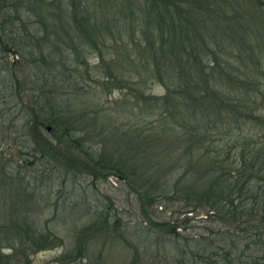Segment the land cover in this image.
Returning a JSON list of instances; mask_svg holds the SVG:
<instances>
[{"label": "trees", "instance_id": "16d2710c", "mask_svg": "<svg viewBox=\"0 0 264 264\" xmlns=\"http://www.w3.org/2000/svg\"><path fill=\"white\" fill-rule=\"evenodd\" d=\"M0 17V51L11 42L18 48L11 56H25V86L31 99L35 92L40 97L24 125L34 138L35 162L50 163L52 153L64 172L79 167L93 179L121 178L136 194L144 222L162 235L174 237L176 227L151 219L148 209L157 205L182 204L227 227L222 244L202 239L175 247L169 264H186V257L264 264V0H0ZM18 31L20 37H9ZM104 47L116 56L107 61L99 53ZM87 49L105 64L104 81L130 89L138 110L130 117L138 126L106 132L114 147L99 154L75 138L88 114L71 110L68 97L80 95L90 78ZM153 84L164 93L146 94ZM0 167V184L34 194ZM13 211L0 223V264L22 258L30 264L31 254L61 245L34 219H14ZM106 218L79 231L77 256L108 230Z\"/></svg>", "mask_w": 264, "mask_h": 264}, {"label": "rangeland", "instance_id": "374dc122", "mask_svg": "<svg viewBox=\"0 0 264 264\" xmlns=\"http://www.w3.org/2000/svg\"><path fill=\"white\" fill-rule=\"evenodd\" d=\"M20 15L25 21L23 6ZM12 27L19 29L23 25L16 23ZM21 35L18 31L9 34V37L18 38ZM10 43L6 52L0 51V165L5 172L22 178L25 187L35 188V192L30 194L29 189L24 188L21 192L11 182L0 184V223L7 221L14 210V219L20 216L32 218L40 223L42 230L54 233L61 241L57 247L31 254L30 264H169L173 257L170 251L175 247L180 246L184 250L183 247L192 245L191 242L202 239L219 242L218 238L227 231V227L208 222L198 211L189 214L182 204L157 205L148 209L151 219L157 224L169 222L170 226L176 227L174 237H168L159 233L157 227L152 228L144 222L136 194L127 188L121 178L93 179L82 173L79 167L64 172L63 166L55 164L59 162V157L52 158V153H49L51 159L48 157L50 163L35 162L29 155L35 147L34 138L27 133L24 125L25 119L31 117L32 102L39 101L40 97L35 92L34 98H30L28 86H25V56L12 57L8 51H18V48ZM117 50L124 62L121 50ZM89 51L84 52V58L90 78L81 82L83 91L80 95L68 97L73 98L69 101L71 110L77 114H88L83 128L81 126L79 132H75V138H85V145L99 154L103 148L109 152L114 147V143L110 146L106 144V132H112L116 127H128L126 124L138 126L134 117L130 120L138 110L130 89L115 81L109 84L104 81L105 64L102 65L96 58L98 52ZM99 53L107 61L116 56L108 47L100 49ZM12 70L15 78L11 77ZM114 73L117 75L116 71ZM131 75L135 78L134 74ZM145 93L162 95L164 90L153 84L145 88ZM43 133L44 139L53 140L51 134L45 130ZM33 162L35 164L30 165ZM101 216L107 217L109 231L103 230L99 237L94 236L86 244L84 254L77 256L75 237L84 226ZM231 234L236 235V232ZM225 243L229 245L228 241ZM7 246L3 242L2 247ZM21 262L25 264V259L22 258ZM185 262L200 264L190 257H186Z\"/></svg>", "mask_w": 264, "mask_h": 264}, {"label": "water", "instance_id": "95a60500", "mask_svg": "<svg viewBox=\"0 0 264 264\" xmlns=\"http://www.w3.org/2000/svg\"><path fill=\"white\" fill-rule=\"evenodd\" d=\"M48 131H49V129H48Z\"/></svg>", "mask_w": 264, "mask_h": 264}]
</instances>
